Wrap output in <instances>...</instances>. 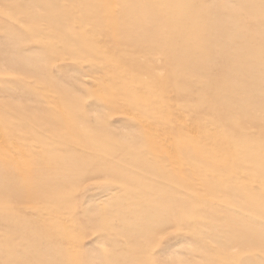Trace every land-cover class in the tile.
Listing matches in <instances>:
<instances>
[{
  "label": "rangeland",
  "instance_id": "374dc122",
  "mask_svg": "<svg viewBox=\"0 0 264 264\" xmlns=\"http://www.w3.org/2000/svg\"><path fill=\"white\" fill-rule=\"evenodd\" d=\"M0 264H264V0H0Z\"/></svg>",
  "mask_w": 264,
  "mask_h": 264
}]
</instances>
